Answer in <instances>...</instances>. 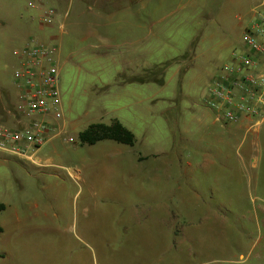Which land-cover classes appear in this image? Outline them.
Returning <instances> with one entry per match:
<instances>
[{"label":"rangeland","instance_id":"374dc122","mask_svg":"<svg viewBox=\"0 0 264 264\" xmlns=\"http://www.w3.org/2000/svg\"><path fill=\"white\" fill-rule=\"evenodd\" d=\"M59 1L50 3L65 11ZM145 1L105 17L108 35L83 41L75 33L49 40L39 12L29 21L25 42L57 46L66 131L35 154L51 165L13 158L0 166V264H264V126L245 137L235 125L190 123L192 100L220 74L218 55L228 58L220 43L241 50L247 22L221 28L224 5L202 4L213 0H165L157 10ZM9 3L0 6L6 28ZM14 48L0 40V93L17 96ZM128 61L129 75L142 79L168 65L153 77L166 85H116ZM138 95L145 101L136 106ZM175 96L178 112L169 109ZM98 118L119 120L134 146H82L78 133ZM218 142L228 144L223 166L207 170L205 148Z\"/></svg>","mask_w":264,"mask_h":264},{"label":"built area","instance_id":"2783aa9c","mask_svg":"<svg viewBox=\"0 0 264 264\" xmlns=\"http://www.w3.org/2000/svg\"><path fill=\"white\" fill-rule=\"evenodd\" d=\"M28 7L39 12L42 27L64 30L60 13L47 0H29ZM256 15L245 31L244 49L213 80L205 103L218 122L247 121L249 131H257L264 124V9L259 8ZM56 52V46L37 37L13 51L19 63L14 72L20 90L18 117L14 127L0 125V152L28 158L58 134L54 121L61 120L62 113Z\"/></svg>","mask_w":264,"mask_h":264},{"label":"crops","instance_id":"0c3cea01","mask_svg":"<svg viewBox=\"0 0 264 264\" xmlns=\"http://www.w3.org/2000/svg\"><path fill=\"white\" fill-rule=\"evenodd\" d=\"M28 1L29 0H10V3H9L10 9H11L10 12L13 14V16L11 17V20L14 22V24H12L11 26H9L7 28L4 27L3 24L7 20H6V18H3L2 16L0 17V40L4 41V43L14 44L15 45L14 50L19 49L24 45L25 40H24L23 36L25 34H27L26 31L28 30V28L31 25L29 21L34 19L35 15L37 16V13H38V11L32 10L28 7ZM50 1L51 0H47V3L49 5H51ZM132 1L133 0H62V1H59V5L61 7H64L62 5L63 2L66 3L65 9H64L65 11L60 12L57 9L58 12L60 13L61 20L64 23V30L63 31L59 30V28L56 26L49 27V28H47L48 30L46 31L45 37H47L49 34V36H48L49 40L56 41V40H59L60 37L64 34L75 33L74 38L78 41H83V40L93 38V37L108 35V34L101 31V29H105L108 26V24H107L108 18H105V17H109L110 15L115 13L116 11H120V12L124 13L125 9H127V7L129 5H131L130 3ZM164 1L165 0H155V7L154 8H156V10L159 8H162ZM144 2H145V4H147L145 0H144ZM214 2L216 3V6L224 5V6H221L223 8H221V10L219 11V14H218L219 20L221 21V23H220L221 28H223L224 26L226 28L235 27L232 24L234 23V21L235 22L238 21L239 24L237 25V23H236V25L240 26V28L242 30L244 27V21L246 20V22H247V24L244 28V31L242 32L241 39H240L239 49H241V50H237L238 48L237 49H233V48L231 49L230 43H227L226 40L223 41V43H220V46H223L225 48V52H229L228 58L225 55V57L222 59V54L218 55V58L220 60V65L223 64L222 66H220V74H221L222 68L226 65L232 64L234 62V55L244 49V47H245V44H244L245 31L255 21L256 16H257L256 15L257 10L259 8L264 9V0H221V4H220V0H213L212 2L208 1V2H205L202 4L203 5H214ZM7 3H8V0H6V2H4L3 4L0 3V6L1 5L5 6ZM142 3H143V1H141V4ZM250 5H253V6H251L249 13L243 16L244 11L247 9V7H250ZM209 10H213V9H209ZM210 13H211V15L209 14L206 16L208 21H209V19H211L213 17V15H212L213 11H210ZM244 18H245V20H244ZM109 19H112V18H109ZM123 20H125V19H123ZM157 21H159V20H157ZM76 23H78V24H76ZM123 28H124L123 26L119 27L120 30H123ZM55 29L59 30V32L56 35L52 34ZM212 36L215 37L214 35H212ZM220 37L225 39L226 35L224 34V36L221 35ZM38 38H40V37H38ZM146 39H147V37H144V39L140 38V42H141V40L145 41ZM56 48H57V46H56ZM57 52H56V55H57ZM188 54L189 53H187V55ZM190 54L192 55L193 53H190ZM183 56L184 55L176 57L175 59H173V62L177 63V62L181 61V57H183ZM189 58L191 59V56ZM16 60L18 61V59H16ZM162 65H164V64H162ZM125 66H126L125 69L128 71V77L124 76L125 73H124L123 69L117 70L115 73V81L118 80L116 85H119V84L122 86L124 85L123 87H126L128 84L129 85H131V84H142L143 85V84L152 83V84H157L159 86L160 85H162V86L166 85L165 81H162V83L146 82V81L139 83L136 81V79H140V77H141L140 74L129 75L132 72V64L128 61V65H125ZM159 66H161V65H159ZM178 72H179L178 70L175 71L173 73V75L177 76ZM60 75H61V72H60ZM122 78H125L126 81L120 82V80ZM60 82H61V80H60ZM211 83L208 85L207 91L204 92V95L199 100L198 99L192 100L193 108L191 109V115H190V119H191L190 123L191 124L197 123L200 125L201 124L216 125V124L220 123L216 120L215 113L205 105L206 100L208 98V88L211 85ZM108 87L109 86H105V89H108ZM58 88H59L60 98H61L60 83H59ZM19 94H20L19 88H18L17 96H15L13 93H10V92L0 93V125L6 126V127H14L16 125V120L18 117V115L16 113V107L19 103ZM135 97L138 99V102L135 103L136 106H137V103H138V105H140L139 103H141V101H145V99H142V97L139 95L135 96ZM169 101H170V103L171 102L176 103L175 105L171 106V108H169V109H174L176 112H178V109H179L178 103H177L178 97L175 96V99H173V100L171 98H169ZM62 108H63V103H62V98H61L60 111L62 110ZM61 113H62V111H61ZM62 119H63V117H62ZM61 120L54 121V126L56 127V130H57L56 133H58V134L56 136H54V138H52L49 142H51L55 138H57L60 135H63L65 133V131H66L65 123H62ZM105 121H106L105 118H98L96 120L93 119V122L89 123L87 128L90 125L96 124V123H102V124L109 126V125H112L115 121L120 122L119 120L112 119V118H110L109 123H108V121L107 122H105ZM190 123L186 124V132L187 133L190 132V128H189ZM229 125H235L240 130L244 131L245 137L251 136V135L252 136L258 135L264 126V124H263L260 127V129H258L257 131H249V123L247 121H241V123L229 124ZM71 126H72V129L78 128V124H76V123H74V125L72 123ZM83 131H81V132H83ZM81 132L78 133V137H79V134ZM70 139H72V138H70ZM135 139H136V137H135ZM120 145H123V144H120ZM227 145L228 144L226 142H218V144L217 143L216 144H209L208 147L205 148V150L208 152L206 156H208L209 159L204 160L203 167L207 170H210L211 168H215L217 166H223V165H221V161L224 160L226 157L224 151H226ZM39 150L31 152L32 155H30L28 158L11 156V155H8L6 153L0 152V166L5 165L6 163H8L9 159H13V158H18L19 160L31 161V162H34L35 165H38L41 167H46V166L51 165L50 164L51 162L42 163L41 161H39L35 158V154L38 153ZM191 165H192L191 161H188L187 166L189 167ZM241 257L243 258V256H241Z\"/></svg>","mask_w":264,"mask_h":264},{"label":"trees","instance_id":"16d2710c","mask_svg":"<svg viewBox=\"0 0 264 264\" xmlns=\"http://www.w3.org/2000/svg\"><path fill=\"white\" fill-rule=\"evenodd\" d=\"M167 67L168 65L158 66L156 67V69H153L151 71L150 73L152 76L151 78H147V79L140 78V79H136V81L162 83V81H159L153 77L155 72L158 73L159 71H163ZM78 138L82 146L84 145L93 146L102 141H113L127 146H134L136 142L134 134L118 121H115L112 125L109 126L102 123L92 124L86 130L81 132ZM4 209L5 206L0 205V212L3 211Z\"/></svg>","mask_w":264,"mask_h":264}]
</instances>
